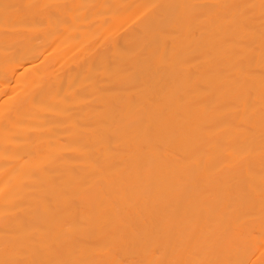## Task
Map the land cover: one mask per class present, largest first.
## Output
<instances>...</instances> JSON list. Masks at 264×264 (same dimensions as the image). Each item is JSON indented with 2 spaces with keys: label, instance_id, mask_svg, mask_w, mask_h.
Masks as SVG:
<instances>
[{
  "label": "bare ground",
  "instance_id": "obj_1",
  "mask_svg": "<svg viewBox=\"0 0 264 264\" xmlns=\"http://www.w3.org/2000/svg\"><path fill=\"white\" fill-rule=\"evenodd\" d=\"M0 264H264V0H0Z\"/></svg>",
  "mask_w": 264,
  "mask_h": 264
}]
</instances>
